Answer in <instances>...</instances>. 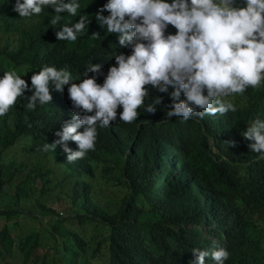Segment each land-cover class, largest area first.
<instances>
[{
	"label": "clouds",
	"instance_id": "clouds-1",
	"mask_svg": "<svg viewBox=\"0 0 264 264\" xmlns=\"http://www.w3.org/2000/svg\"><path fill=\"white\" fill-rule=\"evenodd\" d=\"M263 86L264 0H0V264H264Z\"/></svg>",
	"mask_w": 264,
	"mask_h": 264
},
{
	"label": "trees",
	"instance_id": "trees-1",
	"mask_svg": "<svg viewBox=\"0 0 264 264\" xmlns=\"http://www.w3.org/2000/svg\"><path fill=\"white\" fill-rule=\"evenodd\" d=\"M245 107L237 110L230 118L235 122L244 121L254 109L264 102V86L256 91H248L243 97ZM264 115V110L261 112ZM252 189L257 194L259 200L264 204V177L258 179L252 185Z\"/></svg>",
	"mask_w": 264,
	"mask_h": 264
},
{
	"label": "rangeland",
	"instance_id": "rangeland-1",
	"mask_svg": "<svg viewBox=\"0 0 264 264\" xmlns=\"http://www.w3.org/2000/svg\"><path fill=\"white\" fill-rule=\"evenodd\" d=\"M3 224H4V222L2 220H0V229H1V227H2ZM28 224L30 226H32V227H36L37 226V224L35 222H29Z\"/></svg>",
	"mask_w": 264,
	"mask_h": 264
}]
</instances>
